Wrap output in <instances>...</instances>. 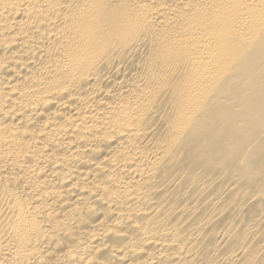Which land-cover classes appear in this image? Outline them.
I'll return each mask as SVG.
<instances>
[{
    "label": "bare ground",
    "instance_id": "obj_1",
    "mask_svg": "<svg viewBox=\"0 0 264 264\" xmlns=\"http://www.w3.org/2000/svg\"><path fill=\"white\" fill-rule=\"evenodd\" d=\"M0 264H264V0H0Z\"/></svg>",
    "mask_w": 264,
    "mask_h": 264
}]
</instances>
